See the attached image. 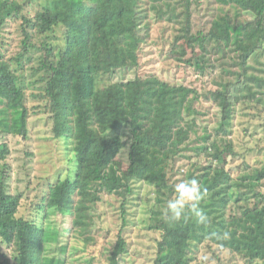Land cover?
<instances>
[{"label":"trees","instance_id":"trees-1","mask_svg":"<svg viewBox=\"0 0 264 264\" xmlns=\"http://www.w3.org/2000/svg\"><path fill=\"white\" fill-rule=\"evenodd\" d=\"M194 1L49 0L32 15L24 1L0 0V26L14 23L20 31L9 43L0 40V130L26 136L29 112L21 74L37 63L53 134L72 143L75 163L74 177L60 179L37 206L42 215L38 220L19 216L23 194L8 192L7 169L0 166V264H72L54 216L73 217L74 236L85 244L94 242L96 204L125 148L128 167L121 177L128 191L141 181L158 191L149 216L150 228L161 232L153 264H190L195 249L206 242L247 264H264V162L251 165L234 139L237 109L250 105L247 97L263 105L258 111L264 110V97H259L264 76L250 73L255 69L264 74V0H215L210 25L190 34L192 40L203 41L206 57L187 64L202 75L209 68L219 76L215 89L201 92L156 72L142 73L140 62L130 59L118 63L119 46L134 44L139 54L157 19L162 25L180 23L187 36L192 9L202 5ZM157 37L152 44L162 51L164 38ZM180 38L177 34L173 40ZM19 46L15 66L7 53ZM131 68L135 75L128 77ZM201 100L215 104L212 125L195 104ZM259 143L264 150V137ZM9 153L8 143H1L0 160ZM177 157L193 162L174 178ZM231 158L241 159L236 176L227 167ZM188 179L206 189L199 204L206 224L195 223L189 210L177 222L168 209L175 185ZM127 253V241L119 234L107 264H121Z\"/></svg>","mask_w":264,"mask_h":264},{"label":"rangeland","instance_id":"rangeland-1","mask_svg":"<svg viewBox=\"0 0 264 264\" xmlns=\"http://www.w3.org/2000/svg\"><path fill=\"white\" fill-rule=\"evenodd\" d=\"M20 1L25 2V10L32 15L49 3V0ZM199 1L201 6L193 5L191 28L187 36H184L183 25L180 23L162 21L164 23L162 25L157 19L148 40L143 39L147 42L142 44L138 51L139 54L135 53L134 44L126 47L119 46L121 49H119L118 63L126 64L127 59L134 63L140 62L142 73L156 72L161 78L174 83L183 82L195 86L201 92L217 88L219 76L211 69L208 68L202 75L194 65L192 67L187 64L191 61L196 64L197 60L205 59L206 50L203 41L192 40L189 36L197 34L199 29L207 28L216 13L217 3L215 0H195L194 3L199 4ZM245 15L250 14L245 13ZM146 32L144 30L142 36ZM17 33H20L19 25L11 23L9 26H0V40L5 39L6 43H9L13 39V35ZM159 34L164 38V43L160 45L164 46L162 51L152 44L154 40L158 39ZM177 34L181 35V38L174 42L173 38ZM19 52L20 46L7 53V58H13L15 66L17 62L14 57ZM36 67L37 63L32 69L26 70V75L21 74L22 80L25 81L23 83L25 85V102L29 112L28 131L26 136H23L18 133L8 135L0 130V144L7 142L10 147L9 155L5 160H0V166L4 164L7 169L5 173L8 176L5 180L8 192L23 194L19 216L38 220L42 215L39 216L41 211L37 210V206L44 203V198L48 196L50 188L60 179L74 177L75 163L74 155L70 151L72 143H68L65 137L56 138L53 134V121L50 114L46 112V100L40 95L42 90L40 89L39 74L35 72ZM131 69L127 72L128 77L135 75L134 69ZM250 73L264 76L262 72L255 69H250ZM256 90L260 93L259 89ZM259 97H264V94L260 93ZM247 99H251L250 105L246 109L238 107L237 116L234 119L235 147L248 159L251 165H259L264 162V150L258 149L262 143L259 142L264 137V127L260 125L264 121V110H260L263 105L254 101V98L247 97ZM195 104L201 110L206 111L203 120L210 125L214 124L216 121L215 104L207 100H201ZM257 107H260L259 111ZM122 133L126 136L124 131ZM194 136L193 133L192 137ZM250 148L256 149L250 150ZM125 149L114 160V166L110 173L113 180H109L107 189L101 193V200L96 204L94 214L96 221L92 225L91 231V236L95 238L94 242L85 244L82 238L74 236L73 217L62 214L54 216L55 224L63 232L61 235L63 243L69 244L66 256L73 261L72 264H107L106 257L112 250L119 234H123L128 244V253L122 259L121 264L154 263L157 241L161 238V232L150 228L149 216L158 191L153 185L142 181L132 184V190L128 191V182L121 177L126 173L128 167ZM188 152L192 153V151ZM173 162L172 169L174 172H178L181 168H188L193 160L177 157ZM240 162V158H231L227 165L235 176L241 171L237 166ZM1 170L0 168V172ZM180 176L181 174L178 172L174 178ZM262 189L264 191V186ZM193 257H195L194 261L190 264H247V261L241 256L235 257L229 251L210 242L195 249Z\"/></svg>","mask_w":264,"mask_h":264},{"label":"clouds","instance_id":"clouds-1","mask_svg":"<svg viewBox=\"0 0 264 264\" xmlns=\"http://www.w3.org/2000/svg\"><path fill=\"white\" fill-rule=\"evenodd\" d=\"M174 192L175 198L170 199L167 206L175 221L179 222L185 218V212L189 210L195 223L200 225L207 223L208 217L199 206L200 201L204 198L206 189H201L196 179L179 182L175 185Z\"/></svg>","mask_w":264,"mask_h":264}]
</instances>
